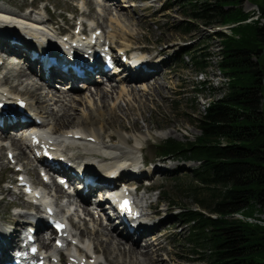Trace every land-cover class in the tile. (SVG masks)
Wrapping results in <instances>:
<instances>
[{
    "label": "bare ground",
    "instance_id": "1",
    "mask_svg": "<svg viewBox=\"0 0 264 264\" xmlns=\"http://www.w3.org/2000/svg\"><path fill=\"white\" fill-rule=\"evenodd\" d=\"M128 1L129 0H105L104 4L99 3L98 7L102 8H100V10L104 15L114 16L113 20L110 18L106 23L100 16L102 22L99 23L100 19L96 21L93 18L92 13H94V8H92L89 0V2L82 3L79 11H72L77 16V21L71 19L68 26H76L77 29H81L82 27L84 31H89L91 34L99 30L102 32V35H99V37L103 38L105 44L109 46H113V40L117 37L119 39V44L116 46L117 50L115 53L117 56L119 55L118 59L120 56L127 55L128 59L132 61L142 60L144 64L151 65L154 71L151 75L131 72L124 78L112 76V81L108 86L105 85L103 88L100 87V83L95 78L92 79L88 76L82 80L88 84L87 87L82 85V87H86L88 90V93H86L87 95L79 94L80 90L78 86H76V83L80 81V79L73 74H69L67 77L74 83V86L69 90L63 89L62 92L53 91L50 90V86H53L56 82H62V76H60L59 72L50 69L46 74H48V79L52 80L50 82L43 78V80H41L33 74L35 71V69L32 68L33 65L26 66V64L22 62L25 52L28 51V47L30 46L27 42V38L34 39L36 42L38 41L36 46L41 47L44 42L50 46L52 44L51 38H57V32H62V30H64L63 27L54 26L56 24L54 23L55 15H50L49 18H45L43 10H47L46 6H42L37 12L33 13V15L26 14V12L19 13L18 11L2 8L0 6V69L2 67L8 69L4 78L1 79L0 77V99H2L3 103L8 105L5 110H0V121L2 122V126L0 127V152L6 150V155L9 153L12 154V160L4 161L3 164H14L16 162L13 168L17 171L18 169L16 167H19L22 177L27 176L30 180L29 182H32L34 185L39 183L40 179L36 167L31 163L26 153L27 150L32 151L34 149H43L48 152L52 156L54 162H56V165L60 166L59 170L68 175L71 181L76 182L75 178L71 175L72 172L75 173L76 176L81 175V177L88 175L92 176L94 181L98 186H101V188L105 185H115L118 180H141L159 171L164 174V172L168 171V168L172 167L159 169L155 166L152 172L144 171V168L140 166L141 162L138 157L139 154L145 151V149H142L144 147L140 144V138L137 139L138 137L135 138L134 136L124 138L125 136H120V133L110 130L111 126L123 128V122L128 120L129 110L131 109L130 102L125 103L126 110L124 109V112L122 110L123 108L120 106L118 107L116 104L112 105L111 108L106 107V104L110 99H113V95L118 89L123 91L122 88L124 89V85L125 87H129L128 93L133 97L134 102H139L140 105H144V103L139 100L138 94L146 93L147 97L144 99L152 101L148 93L150 91L152 92V90L154 92L155 90V94L159 95L157 91L162 88L158 78H163L171 73L165 64L166 58L159 56L161 55L160 51L156 54H148L146 53L147 48L144 46L134 48L124 43L131 41L133 33H129L128 30L131 28V23H126V21L124 23L122 21L127 20L122 13L124 10L123 7L130 8L140 6L139 9L145 7L143 5H136L135 3L121 6L122 3H128ZM85 5L86 7H84ZM112 7H114V9ZM116 9H119V11ZM26 11H29V8H27ZM243 11L248 14V17L245 21L241 22V24L259 22L261 25V14H254L253 8H243ZM113 12L115 13L113 14ZM31 16L45 20L40 22L32 21L30 18ZM59 17L62 19L60 14ZM113 21L118 24L113 23ZM119 22L123 23V26L121 25V27L116 28ZM133 23H135L134 20ZM232 26L235 25L222 26L221 31L225 34H230V28ZM123 30L124 32H122ZM10 36L14 37V40L18 42L20 46H8L7 44L11 39ZM217 54L219 55V53ZM15 57L19 58V60H14ZM221 58L220 56L218 67ZM23 66L26 67V70ZM114 71H117V68ZM205 75L204 70L195 73V82L199 84V86H205L208 95H213L215 98L212 100L209 99V101L204 103L202 108L203 112L211 101L218 99L216 96L222 94L223 91L221 90L223 87H226V89L228 88L229 83V78L221 73V77H213L218 81L215 87L211 85V81L206 79L203 80ZM38 76L40 77L39 74ZM34 77L36 79H34ZM152 79L153 82L150 83L149 80ZM10 81H13L15 84L12 85ZM139 81H143V83H138ZM145 84H147V86ZM16 87L21 90L17 91L14 89ZM225 92L223 93L224 95ZM146 100L144 101L146 102ZM153 101L155 100L153 99ZM18 103L21 104V113L17 111ZM11 105H14V107L12 108ZM76 110L82 113V115L79 116L81 117V121H78L79 124L76 123L77 115L79 114L75 113L72 115L70 113ZM10 114L13 115V119H17L16 125H13L14 127L22 126L18 120L20 115H28L33 127L39 130L33 135H29L25 138L16 139L10 136L8 132ZM60 120H62L63 123L59 126L60 128H58L55 126L54 121L58 122ZM74 120L76 121L74 122ZM73 123H76L74 124L76 128H72L71 130L70 125ZM129 125H131L129 131H135L134 133L139 131V126L135 121L129 123ZM67 127H70L69 130H67ZM106 127L110 128L106 129V134L110 136H105L103 134L105 132H103V130ZM145 128L147 129L148 127ZM133 137L135 140L132 139ZM63 164L69 166V168L65 169L66 167ZM105 171L114 173L110 176L111 174L108 175ZM115 171H117V175ZM32 173L34 175L36 174L35 179H32L30 175ZM98 186L92 187L84 185L82 187L83 192L79 190L81 196L80 201L76 200L74 203H70L69 208H64L65 210L63 207H60L59 211H62V213L59 214H61L62 220H65V215L69 221H67V226L63 231L62 239L63 241H67L69 237H71V240L74 242L70 241V243H68V248L50 254L47 259L48 263L46 264H58V261H64L65 264H81L83 260H85L84 264H160V261L156 260V258L159 256V259H161L160 253L164 250V246L161 245V237L164 236L166 230L158 231L157 233H152L151 231L165 225V221L168 218L166 214L167 208H165L163 212H159L163 214L162 217H159L158 213L153 214L155 209H157V202L150 201V197H146L145 194L134 195L131 193L136 209L140 214V217L136 220H132L129 215L126 216L129 218L128 222L135 227L134 233L131 235L128 234L122 229L121 225H115L112 229H107L101 225V223L97 222L96 212H94V208H91L92 203L90 202L92 198L93 200L98 198V207L101 209L104 208L105 202L110 200L105 194V191H103V196L99 195L97 197L98 192L96 189H98ZM59 188L60 187L55 183L52 184L51 189L56 192H60ZM130 191L132 192V190ZM108 192L110 191L108 190ZM4 193L13 198L9 205L18 207L22 210L14 211L9 219L6 217V214L0 216V260L5 255V252L2 251L3 245L10 246L16 241L19 228L24 221L30 220L29 216L31 215V213L23 211L24 208L29 206L27 201L18 202L20 198L16 194H12L10 190H5ZM103 197L104 200H102ZM43 204H46L45 199L41 200L34 208L35 212L33 219H38L40 224L45 223V207L42 206ZM73 210L74 214H71ZM154 215L158 217L154 218ZM57 218H59L58 214L52 216L53 222L56 221ZM74 218H76V220H74ZM230 218L264 226L263 213H256L253 217L247 218L243 217L240 213H236L232 214ZM114 223L116 224L117 222ZM150 232L152 234H150ZM142 237L145 241L144 247L136 248L135 246H138V239ZM49 246H52V242ZM104 253H106L107 258ZM121 257H125L126 259L124 261L126 262H121ZM161 262L164 264L162 259Z\"/></svg>",
    "mask_w": 264,
    "mask_h": 264
},
{
    "label": "trees",
    "instance_id": "2",
    "mask_svg": "<svg viewBox=\"0 0 264 264\" xmlns=\"http://www.w3.org/2000/svg\"><path fill=\"white\" fill-rule=\"evenodd\" d=\"M260 1L264 13V0ZM175 3L184 16L206 27L246 17L243 0ZM232 33L233 37L217 33L222 44L219 69L230 78L227 93L209 103L195 120L199 134L193 140L167 139L157 150L159 157H180L197 164L190 177L205 188L207 198L198 199V187L189 185L187 190L199 208L181 212L180 217L191 227V245L206 249L202 262L264 264V227L228 219L232 213L264 210V27L238 26ZM185 52L196 69L206 68L207 54Z\"/></svg>",
    "mask_w": 264,
    "mask_h": 264
},
{
    "label": "rangeland",
    "instance_id": "3",
    "mask_svg": "<svg viewBox=\"0 0 264 264\" xmlns=\"http://www.w3.org/2000/svg\"><path fill=\"white\" fill-rule=\"evenodd\" d=\"M253 1L256 4L261 3L260 0ZM253 1L243 0L241 4L242 8H250V2ZM85 2H89V0H0V5L8 9L23 12H27L26 9L29 8V6L34 7L36 10L40 9L42 6H46L48 14L55 15L54 23H56V27H60L61 23L64 21L66 27L71 22V12L79 11L82 3L84 4ZM90 3L92 8H94V13H92L94 20L97 21L100 19L99 23H101L102 17L106 23L110 18L112 20L114 19L113 15L106 16L101 12V7H98L99 4L96 0H90ZM104 3L105 1L102 2V4ZM129 3H135L136 5H143L145 7L143 9H139L140 6L130 8L123 7L124 10L122 13L127 20H121L124 23L125 21L126 23H131V28L128 30L129 33H133L131 41L124 43L134 48L144 46L147 48L146 53L148 54H156L160 51L161 55L159 56L166 58L165 64L171 73L163 78H158L162 88L157 91L159 95L155 94V90L154 92L152 90V92L150 91L148 93L152 101L144 99L147 97L146 93L138 94L139 100H141L144 105H140L139 102H134L133 97L128 93L129 87H125L124 85V89L122 88L123 91L118 89L113 95V99L108 101L106 107L111 108L112 105L116 104L118 107L120 106L123 108L122 110L124 112L126 110L125 103L130 102L131 109L129 110L128 120L123 122V128L119 126H111V129L109 127L104 128L103 132H105L103 134L105 136H110L106 134V129H110L120 133L122 137L125 136L124 138H129L130 136H134L135 138L138 137L137 139L140 138L139 141L143 145L145 151L139 154V160H149L151 163L142 167L146 172H152L155 166L159 169L172 166L168 168V171L164 172V174L160 171L155 172L154 175L145 178L142 183L143 186L151 183L155 186L154 189L156 191H153L150 195L143 191L139 193L140 195L145 194L146 197H150V201L157 202V209H155L153 214L158 213V216L162 217L163 214L159 212H163L165 208H167L166 214L168 218L165 221V225L151 232L157 233L158 231L166 230L164 236L161 237V245L164 246V250L160 253V258L164 261V264H204L201 257L206 249L203 247H193L191 245L189 242L191 227L185 224L180 217L181 212L199 208L195 198L191 192L187 190L189 185L198 187V199L207 198L208 193L205 188H201L190 177V171L196 168L197 164L192 161H185L180 157H159L157 148L167 139H175L186 143L193 140V138L199 134L195 126V120L201 117L204 103L209 101V99L212 100L215 96H209L206 92V87L203 85L199 86V84L195 82V73L199 71L192 64L189 58L190 54L185 51H196L197 55L203 53L208 55L207 61L209 62L204 70L206 75L203 77V80L206 79L211 81V85L216 87L218 81L213 77H221L222 73H220L218 67V61L221 56L220 40L218 36L211 33L214 29V25L206 27L198 21L190 20L184 16L182 10L179 9L175 3V0H129L128 3H122L121 6L124 4L127 6ZM112 8L114 9V7ZM116 10L119 11V9ZM62 11L68 13L62 14ZM114 13L115 12H113V14ZM59 14L62 16V19L59 17ZM133 20L135 23H133ZM188 21H191L190 31L185 33L184 29L188 26ZM113 23L116 22L113 21ZM121 25L123 26V23L119 22L116 28L121 27ZM122 32H124V30ZM118 41L119 39L117 37L113 40L115 49L117 44H119ZM217 53H219L220 56ZM17 59L19 60V58L15 57L14 60ZM23 68L26 70L25 66H23ZM34 79L36 78L34 77ZM149 81L152 83L153 79ZM10 83L12 85L15 84L13 81H10ZM138 83H143V81H139ZM78 84L80 85L79 94L87 95L86 93H88V90L82 87L83 84L80 81ZM145 85L147 86V84ZM100 87L103 88L105 85L100 83ZM195 87L201 89L202 93L195 94L193 90ZM14 89L17 91L21 90L18 87ZM50 90L62 92L63 87L56 82L53 86H50ZM221 91H223L222 94H219L216 98L219 99L224 95V92L227 93L226 87H223ZM153 99L155 101H153ZM144 100H146V102ZM262 103V108L264 110V98ZM70 113L72 115L75 113L79 114L77 115V121L74 120V122L76 121V123L79 124L78 121H81V117L79 116L82 115L81 111L76 110ZM133 121L139 126V131L136 133L132 130L129 131L131 126L129 123ZM54 123L56 127L60 128L59 126L62 125L63 121H54ZM76 123L70 125L71 130L72 128H76L74 125ZM70 127H67V130H69ZM145 127L148 128L146 129ZM62 128L66 129L65 127ZM134 137L132 138L133 140H135ZM0 157V216L6 214V217L9 219L11 213L14 212L13 208H11L12 205H9L13 198L4 194L1 183L5 182L7 184V181L16 178L17 174L10 169L9 164H3L4 161L6 162L8 160L6 150L0 152ZM31 163L34 164L33 162ZM30 175L32 179L36 178V174L34 175L32 173ZM127 182H132L130 183L132 185L135 184L132 179ZM18 202L21 203L22 200ZM94 202L92 198L90 203L93 204ZM249 208L250 210L252 209L251 207ZM255 212L256 211H254V213ZM158 216L154 215V218ZM74 220H76V218H74ZM151 232L150 234H152ZM144 245L145 241L142 237L138 239V246L136 245L135 247H144ZM104 254L106 256V253ZM125 259V257H121V262H126L124 261ZM161 259H159V256L156 258V260L160 261V264H163Z\"/></svg>",
    "mask_w": 264,
    "mask_h": 264
},
{
    "label": "built area",
    "instance_id": "4",
    "mask_svg": "<svg viewBox=\"0 0 264 264\" xmlns=\"http://www.w3.org/2000/svg\"><path fill=\"white\" fill-rule=\"evenodd\" d=\"M250 8H253L254 14H261L256 5L250 3ZM261 25H264V19L262 17H261Z\"/></svg>",
    "mask_w": 264,
    "mask_h": 264
},
{
    "label": "crops",
    "instance_id": "5",
    "mask_svg": "<svg viewBox=\"0 0 264 264\" xmlns=\"http://www.w3.org/2000/svg\"><path fill=\"white\" fill-rule=\"evenodd\" d=\"M254 211H255V209L253 210V212H254ZM253 212H252V213H253Z\"/></svg>",
    "mask_w": 264,
    "mask_h": 264
}]
</instances>
